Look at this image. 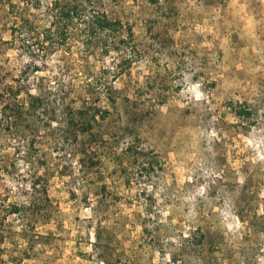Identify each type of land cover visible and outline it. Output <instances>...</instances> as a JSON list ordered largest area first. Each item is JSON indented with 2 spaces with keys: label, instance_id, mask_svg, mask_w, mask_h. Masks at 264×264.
<instances>
[{
  "label": "rangeland",
  "instance_id": "obj_1",
  "mask_svg": "<svg viewBox=\"0 0 264 264\" xmlns=\"http://www.w3.org/2000/svg\"><path fill=\"white\" fill-rule=\"evenodd\" d=\"M54 1L0 0V264H264V0Z\"/></svg>",
  "mask_w": 264,
  "mask_h": 264
},
{
  "label": "trees",
  "instance_id": "obj_2",
  "mask_svg": "<svg viewBox=\"0 0 264 264\" xmlns=\"http://www.w3.org/2000/svg\"><path fill=\"white\" fill-rule=\"evenodd\" d=\"M82 2L83 0H66L64 3L54 1L50 4L47 15L50 17L51 22L47 28H43L40 34H37L50 43V48L55 49L64 45L71 35V28L76 26H82L84 34L89 39L103 33H117L119 31L121 26L120 22L109 20L105 11L99 12L97 10L83 8L85 5ZM21 23L19 27L16 26L11 29L13 35H15V32H32L36 28L34 24ZM24 43H26L27 49L31 48L28 39H25ZM31 99L35 100L32 97ZM5 107L7 106H3V108Z\"/></svg>",
  "mask_w": 264,
  "mask_h": 264
}]
</instances>
